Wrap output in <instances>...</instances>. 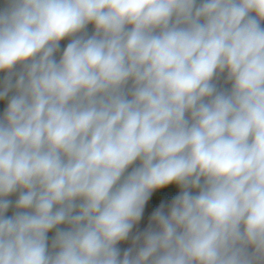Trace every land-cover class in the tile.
<instances>
[{
	"label": "clouds",
	"instance_id": "9594fccd",
	"mask_svg": "<svg viewBox=\"0 0 264 264\" xmlns=\"http://www.w3.org/2000/svg\"><path fill=\"white\" fill-rule=\"evenodd\" d=\"M0 264H264V0H0Z\"/></svg>",
	"mask_w": 264,
	"mask_h": 264
}]
</instances>
